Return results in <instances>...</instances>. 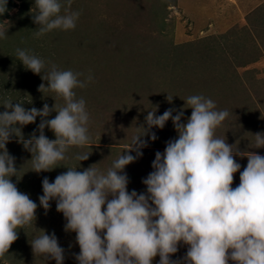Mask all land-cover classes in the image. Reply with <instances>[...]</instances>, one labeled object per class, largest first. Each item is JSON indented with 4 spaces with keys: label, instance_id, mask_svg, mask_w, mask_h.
Wrapping results in <instances>:
<instances>
[{
    "label": "clouds",
    "instance_id": "obj_1",
    "mask_svg": "<svg viewBox=\"0 0 264 264\" xmlns=\"http://www.w3.org/2000/svg\"><path fill=\"white\" fill-rule=\"evenodd\" d=\"M6 4L7 0H3L0 13L6 10ZM34 5L35 11H30L38 26L34 33L37 38L53 30L76 28L80 13L71 11L70 3L64 7L61 0H35ZM6 35L0 31V38ZM15 58L47 82L39 86V91H50L64 103L57 106L55 102L52 107L45 103L41 109H26L23 103L14 104L11 100L2 104L0 259L9 253L19 230L36 220L38 208L12 181L13 176L19 179V170L7 143L13 136L18 137V142L32 154L31 171L41 173L61 166L59 162L66 159L70 148H84L91 140L86 102L76 99L75 89L86 87L93 77L88 75L81 80L83 73L46 64L26 49L17 48ZM167 100L171 103L173 97L168 95ZM184 100L183 108H169L162 115L148 111L147 127H139L144 131L133 135L130 146L106 172L93 165L83 171L67 166L68 170L52 182L43 178L39 206L47 212L50 201H56L57 211L67 221L65 231L76 233L80 252L74 255L78 264H153L157 256L159 264H264V155L233 151V145L216 136V129L229 112L217 110L212 99L191 95ZM184 108L192 109L186 122H182ZM52 112L57 114L49 119ZM37 117L41 118L39 135L34 131L25 139L23 126L35 123ZM170 119L178 138L167 141L163 153L156 152L154 171L142 181L147 186L146 193H129L124 169L141 157V149L148 146L141 137L150 134L155 141L158 137L151 130L163 129ZM45 128L54 133L55 139L45 135ZM252 148H264V132L254 134ZM89 155L78 153L76 159L84 161ZM235 155L247 156L243 171ZM237 172L240 183L234 188ZM181 242L188 246L186 255L183 261L173 260ZM29 243L35 256L64 264L65 249L54 232L49 235L44 231Z\"/></svg>",
    "mask_w": 264,
    "mask_h": 264
},
{
    "label": "rangeland",
    "instance_id": "obj_2",
    "mask_svg": "<svg viewBox=\"0 0 264 264\" xmlns=\"http://www.w3.org/2000/svg\"><path fill=\"white\" fill-rule=\"evenodd\" d=\"M13 1L16 6L0 22V31L7 33L0 41V92L3 87L5 89V97L0 95V108L5 110L2 105L5 100L23 103L26 109H41L45 103L50 107L55 102L57 106L64 103L54 93L38 90L42 83H47L41 75L30 70L25 74L24 65L19 71L21 62L15 58V53L17 48L24 47L19 34L8 35V32L20 29L21 36L25 35L32 46L28 50L44 58L46 64L83 73L84 80L88 75L93 77L86 87L75 91L76 99L83 98L86 102L90 116L89 135L97 143L70 148L66 159L59 162L61 166L41 173L31 171L32 154L23 144L18 141L7 143L19 170V179L13 176L12 181L37 203L38 208L36 220L25 229H18L20 239L12 244L0 264H56L54 259L47 260L39 254L35 256L29 243L44 231L49 235L56 234L60 246L65 249L64 264H78L74 255L80 252L76 233L65 231L67 221L57 211L56 201H50L47 212L39 206V196L43 195L42 180L48 177L50 182L54 181L58 174L68 170L67 166L83 171L93 165L106 172L125 151L121 145L127 143L124 146L129 147L133 135L144 131L139 127H147L145 117L148 111L155 110L156 115H162L169 108H183L188 96L203 95L215 102L217 110H227L228 117L240 120L241 126L249 131L250 138L245 136L249 143L253 141L254 144L255 133L264 132V1L252 4L251 13H241L237 18L235 13L239 2L248 6L246 0H86L84 6L76 0L70 5L71 11L80 13L76 28L68 33L55 30L39 38L34 35L33 26L28 29L16 25L23 1ZM61 3L64 7L69 6L64 0ZM61 11L63 14L64 8ZM86 11H95V14L88 17L87 13L84 15ZM241 18L244 21H240ZM2 76L15 80L2 81ZM22 77L25 78L22 80ZM7 89L13 91L11 98ZM168 95L173 97L171 103L167 100ZM100 96H107L101 102L105 105L96 109L103 105L95 100ZM183 110L182 122H186L192 109ZM56 114L52 112L48 118H54ZM100 114L110 118L106 132H103V124H99ZM173 115H176L175 111ZM40 119L37 117L35 123L23 126L26 139L34 131L39 135ZM257 122L256 127L253 123ZM167 128L166 139L161 140V133L155 132L158 137L155 142L161 141L165 146L152 145L150 134L141 137L147 142L150 140L148 145L153 150L141 149L143 155L124 169L129 178V193L132 190L146 193L147 186L142 181L154 171L152 162L156 152L165 150L170 139L178 138L171 119L162 129L163 135ZM221 132L225 133L226 129L223 127ZM45 135L55 139L48 128H45ZM216 136L220 138L218 133ZM245 142L246 139L242 143ZM85 152L90 153L87 160L76 159L78 153ZM131 154L136 155L135 152ZM234 158L243 171L247 162L240 156ZM239 183L240 173L237 172L232 186L235 188ZM187 249L188 246L181 242L178 252L171 258L183 261ZM159 259V256L155 257L153 264H159ZM229 264L235 262L229 261Z\"/></svg>",
    "mask_w": 264,
    "mask_h": 264
},
{
    "label": "trees",
    "instance_id": "obj_3",
    "mask_svg": "<svg viewBox=\"0 0 264 264\" xmlns=\"http://www.w3.org/2000/svg\"><path fill=\"white\" fill-rule=\"evenodd\" d=\"M21 1H23V3H22V5H21V13H20V17L18 18V19H20L19 20V22L16 24V25H20L21 27H23V26H25L26 28H30V26H33V31H36L37 29H35V28H37L38 26L35 24V23H33V20H32V13H31V9L32 8H35V5H34V2H35V0H21ZM65 1V3L66 4H69L70 3V5H73L74 4V2L76 1V0H74V1H69V0H64ZM81 2V5L82 6H84V5H86L87 4V2H86V0H80ZM2 2H3V0H0V4H2ZM16 6V3L13 1V0H7V4H6V10L3 12V13H0V22H2L3 21V18L4 17H8L9 16V12L11 11V9H12V7H15ZM33 12L35 11V10H32ZM85 13H87L86 14V16H88V17H90L91 15H93V14H95V11L93 12V13H91V12H89V11H86V12H84V15H85ZM85 24H87V23H83V25H85ZM16 27V26H15ZM20 30V29H19ZM18 30V32H11L10 34H9V32H8V35H17V34H19L18 36L20 37V39H21V43L23 44V49H26V50H28V48H31L32 46H29V44H28V42H27V37L25 36V35H22L21 36V32L22 31H19ZM53 31H55V30H53ZM52 31V32H53ZM20 32V33H19ZM29 33H30V31H28ZM66 33H68V31H65ZM28 33V34H29ZM3 38H1L0 39V41L2 40ZM88 39V38H87ZM2 46V43L0 44V47ZM30 51H32L31 49H29ZM0 53H1V51H0ZM1 56H2V53L0 54ZM45 56V55H44ZM44 59V58H43ZM20 62V61H19ZM23 66V63L21 62V64L19 65V71H22L20 68ZM24 69H25V67H24ZM25 74H27V70H25V71H23ZM77 73V72H76ZM30 73H28V75H29ZM24 75V74H23ZM85 77V74L81 77H79V79H81V80H84L83 78ZM25 77H22V80L24 79ZM3 79H6V80H3ZM7 79L8 78H6V77H4V76H2V81H7ZM9 80H13V82H14V80H15V78H10V79H8V81ZM15 84V83H14ZM3 87V86H2ZM17 87V86H16ZM13 89V88H12ZM2 94V97L4 98L5 97V89H4V87L1 89V92H0V95ZM7 95H9V97L11 98V96L13 95V91H11L10 89H7ZM15 97V96H14ZM105 97H107V96H100V97H97V99H95V100H99L98 101V103H99V105H102V106H100V107H98V108H96V109H101V108H103L104 107V105H105V103H101L102 102V100L105 98ZM14 103V102H13ZM3 109H5L4 107H3ZM0 112H3L2 111V109L0 108ZM98 118H100V120H99V124H103V132H106L107 130H108V128H109V125L107 126V121L108 120H110V118L107 116V117H105L104 115H102V114H100V117L98 116ZM105 124H106V126H105ZM253 124H255L256 125V127H257V124H259V122H257V123H253ZM258 127L260 128L261 127V125H258ZM152 131L153 132H160L161 133V135H162V138H161V140L162 139H166V137H167V133H168V128H167V130H164V132H165V135H163V133H162V129H160V128H157V127H154L153 129H152ZM171 133H172V131H170ZM104 135V134H103ZM103 135H102V137L101 138H103ZM243 135H245L246 136V134L245 133H243ZM18 139L19 138H12L10 141H18ZM26 139V138H25ZM151 139V138H150ZM8 142V143H11V142ZM97 143V141H93V140H91L90 141V143ZM148 142H150V140L148 139ZM100 144H102V143H100ZM153 144H162V145H165V143H162L161 141H160V143L159 142H155V141H152V145ZM27 154H25V156H26ZM19 235V234H18ZM20 238H18L17 240H19Z\"/></svg>",
    "mask_w": 264,
    "mask_h": 264
},
{
    "label": "crops",
    "instance_id": "obj_4",
    "mask_svg": "<svg viewBox=\"0 0 264 264\" xmlns=\"http://www.w3.org/2000/svg\"><path fill=\"white\" fill-rule=\"evenodd\" d=\"M246 1L248 3V6L241 5L240 2H239V7H238V9H236V11L237 10L238 11L235 13V15H237V18L241 17L240 16V15H242L241 13H251V11L253 10L252 9L253 8L252 4H254L256 2H258V3L261 2L262 3L264 0H246ZM242 18H241L240 21H244V19H242ZM260 108H261V105H260ZM262 110H260V111L262 112ZM223 127L226 129L225 133L221 132V129ZM242 128L243 127L241 126L239 119H237V118L231 119L230 117H227L225 119V121L222 123V125L216 129V134L218 133L220 138L227 140V143L233 145V151H241V154H248L247 151H254V152H257V153H259L261 155H264V149L260 150L258 148H252V147H254V144L249 143V141H247V138L245 137V135H243V133H245L246 136L248 138H250L249 131L247 129H244V128L242 129ZM233 133H235V135ZM228 134H233V135H231V136L229 135L228 136ZM245 139H246V142L242 143L243 140H245ZM103 144H108V143H103ZM124 145H128V144L126 143V144H122L121 145V146H123V148H127ZM143 149L144 150H153L151 148V145H148L147 147H145ZM157 150H159V149H157ZM163 152H164V149L161 150V153H163ZM237 156H239V155H235L234 157H237ZM241 158L244 161L248 162L247 156H244V157H241ZM243 166H246V165L244 164Z\"/></svg>",
    "mask_w": 264,
    "mask_h": 264
}]
</instances>
